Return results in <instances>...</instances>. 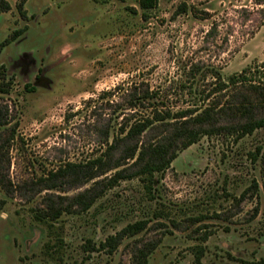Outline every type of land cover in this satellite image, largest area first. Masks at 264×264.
<instances>
[{"label": "rangeland", "instance_id": "obj_1", "mask_svg": "<svg viewBox=\"0 0 264 264\" xmlns=\"http://www.w3.org/2000/svg\"><path fill=\"white\" fill-rule=\"evenodd\" d=\"M2 1L10 10L0 1V67L8 75L0 72V83L12 84L8 95L0 94V121L9 129H0V199L6 200L0 264H132L131 240L113 254L101 243L142 217L138 180L122 182L87 212L65 215L56 225L59 251L53 227L35 219L53 192L36 195L26 186L68 162L100 155L106 143L99 130L110 122L114 133L119 116L113 106L136 84L178 109L194 101L180 89L183 64L215 65L224 78L264 69V0H157L146 14L140 0ZM183 5L192 11L178 14ZM119 85L120 91L102 96ZM263 142L264 131L239 143L203 138L167 171L161 192L172 217L234 215L206 220L214 234L204 244L202 264L264 261V194L251 199V192L237 203L254 179L260 181L249 153ZM2 183H11L10 196ZM91 185L65 186L62 194L72 197ZM255 208L259 216L250 221ZM158 236L153 230L144 238ZM197 245L190 232L175 231L149 264H195Z\"/></svg>", "mask_w": 264, "mask_h": 264}, {"label": "trees", "instance_id": "obj_2", "mask_svg": "<svg viewBox=\"0 0 264 264\" xmlns=\"http://www.w3.org/2000/svg\"><path fill=\"white\" fill-rule=\"evenodd\" d=\"M0 1L3 11H9L10 5ZM156 3L157 0H140L139 5L146 14L156 7ZM191 11V8L183 5L178 14ZM23 32L16 33V37ZM209 34L212 35V31ZM261 68H246L224 78L215 65L183 64L185 81H179L180 89L194 101L178 109L166 103L165 98L148 85L136 84L131 91H124L121 102L113 106L119 116L114 119V133L110 122L99 130L106 143L100 155L83 163L68 162L47 172L38 182L26 186L36 195L53 192L44 198L45 209L35 215L38 222L53 227V249H61L63 239L56 225L62 222L65 215L87 212L122 182L138 180L144 190L142 203L139 204L142 217L109 236L101 243V248L113 254L128 239L133 242L132 264H149L165 237L173 235L175 231L190 232V236L199 242L194 248L195 264H202L206 254L204 244L214 234L205 224L206 220L230 221L234 215H189L182 220L172 217V212L166 211L168 206L163 199L161 184L179 154L203 138L219 137L239 143L264 131V69ZM0 72L4 78H8L4 67H0ZM4 81L0 83V94L8 95L12 80ZM207 84L210 88L205 90ZM121 87L119 85L102 96H112ZM7 126L8 123L0 121V129L9 130ZM249 157L260 169V181H252L237 201L239 204L251 192V199L264 194V142L250 152ZM90 183L89 188L72 197L62 194L65 186L68 190H74ZM10 186L11 183L1 184L6 196L11 195ZM230 196L226 194V197ZM236 200L234 197L233 201ZM153 204L157 205L154 211ZM5 206L6 200L0 199V217ZM258 216L259 208H255L250 221ZM153 230L160 232V236L146 240L144 237ZM260 264H264V261Z\"/></svg>", "mask_w": 264, "mask_h": 264}, {"label": "flooded vegetation", "instance_id": "obj_3", "mask_svg": "<svg viewBox=\"0 0 264 264\" xmlns=\"http://www.w3.org/2000/svg\"><path fill=\"white\" fill-rule=\"evenodd\" d=\"M16 39V38H15ZM18 39V38H17Z\"/></svg>", "mask_w": 264, "mask_h": 264}]
</instances>
